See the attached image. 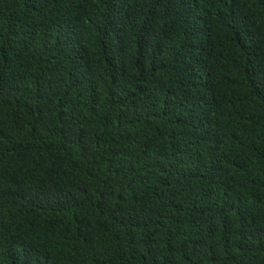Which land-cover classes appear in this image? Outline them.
<instances>
[{
	"label": "trees",
	"instance_id": "16d2710c",
	"mask_svg": "<svg viewBox=\"0 0 264 264\" xmlns=\"http://www.w3.org/2000/svg\"><path fill=\"white\" fill-rule=\"evenodd\" d=\"M0 264H264V0H0Z\"/></svg>",
	"mask_w": 264,
	"mask_h": 264
}]
</instances>
